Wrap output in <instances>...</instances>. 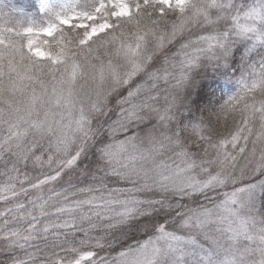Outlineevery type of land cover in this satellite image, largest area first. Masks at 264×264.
Returning a JSON list of instances; mask_svg holds the SVG:
<instances>
[{
	"label": "snow or ice",
	"instance_id": "obj_1",
	"mask_svg": "<svg viewBox=\"0 0 264 264\" xmlns=\"http://www.w3.org/2000/svg\"><path fill=\"white\" fill-rule=\"evenodd\" d=\"M38 11L0 10L10 264H264V0Z\"/></svg>",
	"mask_w": 264,
	"mask_h": 264
},
{
	"label": "trees",
	"instance_id": "obj_2",
	"mask_svg": "<svg viewBox=\"0 0 264 264\" xmlns=\"http://www.w3.org/2000/svg\"><path fill=\"white\" fill-rule=\"evenodd\" d=\"M0 10L3 13L14 17L17 20L23 19L25 17H34L36 20L41 18V13L38 9V0H0ZM21 10L23 16L21 15ZM202 75L206 78L203 80L205 85L211 84L212 87L216 90L217 96L223 93L225 96L232 94L230 90L236 91V84L234 80L229 81L224 77L220 76L217 73H214L211 68L202 70ZM207 89H205L206 91ZM198 113H193L195 117ZM219 131L226 132L225 129H220ZM146 237H138V239H145ZM120 247L108 249L105 248L102 251H99V256L106 257L108 260H113L117 257ZM0 264H10V257L8 253L0 251Z\"/></svg>",
	"mask_w": 264,
	"mask_h": 264
},
{
	"label": "rangeland",
	"instance_id": "obj_3",
	"mask_svg": "<svg viewBox=\"0 0 264 264\" xmlns=\"http://www.w3.org/2000/svg\"><path fill=\"white\" fill-rule=\"evenodd\" d=\"M48 2L51 3V4H57V3L61 2V0H48ZM41 3H42V0H38V9H39ZM42 15H43V14L41 13V16H42ZM37 39H40V37H37ZM237 87H238V86H236V88H234V89L237 90ZM230 92H231V93H234L235 91H234V90H230Z\"/></svg>",
	"mask_w": 264,
	"mask_h": 264
}]
</instances>
